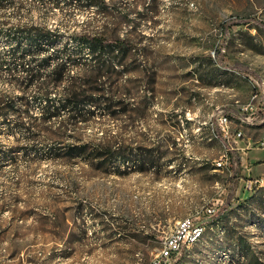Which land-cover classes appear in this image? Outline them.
Returning a JSON list of instances; mask_svg holds the SVG:
<instances>
[{
    "label": "rangeland",
    "instance_id": "obj_1",
    "mask_svg": "<svg viewBox=\"0 0 264 264\" xmlns=\"http://www.w3.org/2000/svg\"><path fill=\"white\" fill-rule=\"evenodd\" d=\"M104 1L0 7L2 28L56 29L68 48L71 34L91 33L128 49V93L106 103L112 115L46 118L31 101L28 115L0 119V264H150L175 221L218 195L202 236L171 264H264V0ZM91 56H73L78 82ZM0 90L21 92L5 75ZM104 140L90 159L72 148Z\"/></svg>",
    "mask_w": 264,
    "mask_h": 264
},
{
    "label": "trees",
    "instance_id": "obj_2",
    "mask_svg": "<svg viewBox=\"0 0 264 264\" xmlns=\"http://www.w3.org/2000/svg\"><path fill=\"white\" fill-rule=\"evenodd\" d=\"M50 1L57 6L61 2L81 4L85 7L93 5L98 7L100 4L105 6L104 0H99V2L98 0ZM13 2L14 0H0V7L11 5ZM226 24L227 22H223V26ZM0 38H4L8 42L5 49H0V76L5 75V80L11 87H19L21 90L19 94L15 95L12 94V90L3 92L0 90L1 120H3L2 117L14 113L28 115L30 112L29 103L39 101L43 104L41 113L46 118L58 117L66 113L70 120L89 121L90 115L96 109L103 115H112L114 110L106 103L116 101L121 104L123 97L128 93L123 85L127 71L123 59L128 49L120 39L110 42L91 33L71 34V39L74 38L76 45L68 48L65 42L58 45L60 36L56 29L32 25L15 28L0 27ZM82 48L87 49L92 56L84 59L86 62L84 70L88 72L87 78L78 82L70 72L77 64L76 58L73 56L80 53ZM42 53H46V55L37 56ZM112 75L115 76L112 77ZM41 76H46L50 81L53 80V83L50 85L49 82L44 81L33 82ZM64 77L68 83L63 86L58 97H51L50 89L56 88L57 82H60ZM31 85L34 87L32 92L29 91ZM99 101L104 103L102 107L96 104ZM118 111H122V108ZM23 127L28 129L27 126ZM73 127H77L76 122ZM104 141V143H95L92 146L89 144L86 146L85 144L74 145L72 148L79 154L88 149L86 153L90 159L95 157L92 153L93 150H105L107 145L106 140ZM139 160L134 157V161L138 162Z\"/></svg>",
    "mask_w": 264,
    "mask_h": 264
},
{
    "label": "built area",
    "instance_id": "obj_3",
    "mask_svg": "<svg viewBox=\"0 0 264 264\" xmlns=\"http://www.w3.org/2000/svg\"><path fill=\"white\" fill-rule=\"evenodd\" d=\"M227 118L225 116L219 117V123L225 125ZM223 126V130H224ZM240 133H238L239 136ZM227 164V160H218L217 166H224ZM260 181L255 179L253 181L248 180L246 183L247 188L251 187L255 182ZM222 204V198L220 195L213 197L206 204L202 205L197 211L194 217L187 218L186 220L174 223L173 229L167 234L161 242V246L150 264H171L176 259L181 249L189 244L190 238L197 232L199 228L204 226V223L200 220L201 216H212L216 213L219 205Z\"/></svg>",
    "mask_w": 264,
    "mask_h": 264
},
{
    "label": "bare ground",
    "instance_id": "obj_4",
    "mask_svg": "<svg viewBox=\"0 0 264 264\" xmlns=\"http://www.w3.org/2000/svg\"><path fill=\"white\" fill-rule=\"evenodd\" d=\"M195 214H196V212H195ZM195 214H194L193 216H186V217H182V218H180V219H177V220L175 221V223H178V222H180V221L186 220L187 218L194 217ZM203 231H204V226H202L201 228H199V229L197 230V232H195V233L193 234L192 238H190V242H189V244L186 245V247H188L189 245H191V244H193L194 242H196V241L202 236ZM178 255H179V253H178ZM178 255L176 256V258L178 257Z\"/></svg>",
    "mask_w": 264,
    "mask_h": 264
},
{
    "label": "crops",
    "instance_id": "obj_5",
    "mask_svg": "<svg viewBox=\"0 0 264 264\" xmlns=\"http://www.w3.org/2000/svg\"><path fill=\"white\" fill-rule=\"evenodd\" d=\"M255 155H259L257 152L255 153V152H253L252 154H251V156H255ZM244 161L247 163V161H248V158L247 157H245L244 158ZM248 181V180H247ZM247 181H245V186H246V183H247ZM246 188H247V186H246Z\"/></svg>",
    "mask_w": 264,
    "mask_h": 264
}]
</instances>
